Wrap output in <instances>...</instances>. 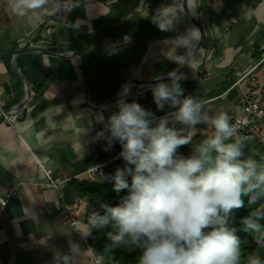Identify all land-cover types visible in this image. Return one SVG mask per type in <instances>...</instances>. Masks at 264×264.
Listing matches in <instances>:
<instances>
[{
	"label": "crops",
	"instance_id": "crops-1",
	"mask_svg": "<svg viewBox=\"0 0 264 264\" xmlns=\"http://www.w3.org/2000/svg\"><path fill=\"white\" fill-rule=\"evenodd\" d=\"M169 2L0 0V105L15 113L25 102L14 122L0 115V199L6 201L0 211V264H54L57 255H71L72 245L79 252L70 264H96L85 237L88 220L74 228L58 194L93 211L87 201L93 194L78 187L94 181L87 172L92 164L121 150L118 142L109 148L106 139L98 138L109 114L94 103L117 97L149 50L152 58L132 75L131 86L173 70L183 73L184 81L194 77L192 68L166 57L172 45L153 42L177 36L188 26L189 19L182 17L175 32L164 33L150 22L154 10ZM181 2L174 0L177 6ZM195 4L204 50L194 54L200 77L181 83L184 94L196 95L212 114L227 111L230 117L250 88L264 101V52H258L264 49V0ZM39 47L70 56L15 53ZM183 49L177 51L182 54ZM75 52L84 56L88 99L80 58L71 55ZM135 101L157 117L173 110H157L150 87ZM198 132L210 135L212 128L200 124ZM262 134L264 124L254 136ZM48 178L58 183V190L48 185Z\"/></svg>",
	"mask_w": 264,
	"mask_h": 264
},
{
	"label": "clouds",
	"instance_id": "clouds-1",
	"mask_svg": "<svg viewBox=\"0 0 264 264\" xmlns=\"http://www.w3.org/2000/svg\"><path fill=\"white\" fill-rule=\"evenodd\" d=\"M185 5L191 14L199 7L195 0L180 6L170 0L154 10L150 22L161 32H175ZM200 39L199 29L189 27L168 42L172 53L165 55L191 68L189 53ZM158 79L150 86L156 108L172 111L157 117L129 102L125 88L118 93L117 110L97 133L109 148L120 144L124 165L109 175L97 174L94 166V174L99 182H111L118 195L125 194L114 205L98 200L85 237L108 229L106 249L135 250L137 264H264L258 251L242 256L240 237L230 223L245 199L249 206L257 205L240 223L257 243H264V159L247 154L252 137L241 133L227 111L212 114L196 95H185L183 73L173 70L168 82ZM200 124L210 125L212 132L193 144ZM186 145H192L188 156L179 151ZM76 252L78 246H70L71 255H57L54 264H70Z\"/></svg>",
	"mask_w": 264,
	"mask_h": 264
},
{
	"label": "trees",
	"instance_id": "trees-1",
	"mask_svg": "<svg viewBox=\"0 0 264 264\" xmlns=\"http://www.w3.org/2000/svg\"><path fill=\"white\" fill-rule=\"evenodd\" d=\"M257 50V48H256ZM259 53H263V50L258 49ZM252 89V88H250ZM248 89V90H250ZM247 90V91H248ZM206 105V104H205ZM207 107V105H206ZM207 135L202 133H196L193 138V144H195L200 139L205 138ZM192 150V145L182 146L179 151L185 156H188ZM247 154L253 155L256 159H264V144L257 141L255 136L252 137L249 141L247 149ZM124 161L119 158L113 167L108 169L104 174L109 175L114 173L116 167H123ZM94 181L90 183L83 182L78 187V191L81 193L89 194H101V200L107 201L111 204H116L119 200L120 195H124V192H121L119 195L113 191L112 183L105 181L99 182L98 178H93ZM257 207V205L249 206L247 200L245 199V207L239 210H235L232 214L231 226L237 229V235L240 237L241 241V253L242 256L246 257L252 252H259L262 259H264V243H257L255 234L245 232L243 230V225L240 223L241 218L250 214L251 210ZM261 223H264L262 221ZM108 229L93 231L91 236L86 237V240L89 244L90 249L95 252L101 258V264H137L136 256L137 252L135 250H126L123 248L115 249L114 251H109L106 249L105 245L106 240V231Z\"/></svg>",
	"mask_w": 264,
	"mask_h": 264
},
{
	"label": "built area",
	"instance_id": "built-area-1",
	"mask_svg": "<svg viewBox=\"0 0 264 264\" xmlns=\"http://www.w3.org/2000/svg\"><path fill=\"white\" fill-rule=\"evenodd\" d=\"M49 32L50 28H46V33ZM237 108L236 113L231 116L232 123L240 129L241 133L253 137L257 129L264 124V101L260 99L257 89L252 88L242 93L238 100ZM1 109L2 106L0 105V110ZM19 114L20 110L10 116L5 114L0 115H3L9 123H12L18 118ZM120 152L121 150L113 156H107L98 160L89 167L87 172L94 178H97L99 172L105 173L108 169L113 167L115 162L120 158ZM94 166H98L97 174H94ZM48 185L58 190V183H55L50 178H48ZM58 198L68 215L69 223L74 228L79 229V225L88 220L85 213L82 211V203L79 201L67 203L60 194H58ZM5 203V199H0V211L4 208ZM95 262L96 264H101V258L98 255H96Z\"/></svg>",
	"mask_w": 264,
	"mask_h": 264
},
{
	"label": "water",
	"instance_id": "water-1",
	"mask_svg": "<svg viewBox=\"0 0 264 264\" xmlns=\"http://www.w3.org/2000/svg\"><path fill=\"white\" fill-rule=\"evenodd\" d=\"M183 3H184V1H183ZM185 13H188V12L185 10ZM187 15H188V19L189 18H193L194 19V27L199 29L200 34H201V39L196 44L195 49L192 50V54H191V52L189 53V63H190L191 68L194 70L195 75H194V77L188 79L187 81L182 80L181 81L182 84L192 83V82H195V81H197L199 79L200 70H199L198 65L195 62L194 54L197 52V50L200 47H201L202 50H204V34H203V31H202V28H201V24H200V20H199V17H198L197 9L195 11V14L188 13ZM174 37H156L155 39H153V42L171 40ZM23 52H40V53L49 54V55H53V56H57V57H68V56H70V55H66V54H57V53H54V52H52V51H50L48 49L40 48V47L39 48H24V49H19V50L15 51V53H23ZM160 52H162V51H160ZM184 54H186L185 51H184ZM71 55L72 56H77V57L80 58V61H81V64H82L83 78H84V83H85V93H86V97H87V95H88V86H87V83H86L84 56L80 52H75V53H72ZM151 58H150V50H149V52L144 56V58L142 59L141 63L137 66L135 71H133V73L130 75V78L127 81V85H126V88L128 89L127 100L129 102L135 101L138 93L140 91H142L144 88L150 87L151 85H153V84H155L157 82H160L158 78L151 79V80H142V79H140L133 86H131V81L130 80H131L132 75L136 71H139V73H140L141 70L145 67V65L148 63V61ZM159 78H163L164 82H168L167 81V76L159 77ZM26 88H27L26 89V93H27V97H28L30 95V89L27 86H26ZM87 99H88V97H87ZM117 99H118V96L115 97L114 99H110L109 101H102V102L94 103V106L98 107L100 110H102L106 114L111 115L113 112H115L117 110L116 107H115V102H116ZM24 104H25V102H24ZM24 104H21L18 107L17 110H20L21 108L23 109ZM0 114L13 115L14 113L11 112L8 109H1L0 110Z\"/></svg>",
	"mask_w": 264,
	"mask_h": 264
},
{
	"label": "rangeland",
	"instance_id": "rangeland-1",
	"mask_svg": "<svg viewBox=\"0 0 264 264\" xmlns=\"http://www.w3.org/2000/svg\"><path fill=\"white\" fill-rule=\"evenodd\" d=\"M183 1L182 0V4H183ZM198 0H195V2H197ZM181 4V5H182ZM188 13H185V15L183 16L184 18H187L188 19ZM183 33V32H182ZM184 51L185 49H183V52L182 54H184ZM255 138L257 139L258 142L260 143H263L264 144V134L260 135V136H255ZM101 194H97V193H94L92 196H90V198L87 199L88 202H91L93 203V207H98V200H101ZM94 210V209H93ZM82 211L85 213L86 217L89 218L90 214L92 211L88 210L86 208V204H84V206L82 207Z\"/></svg>",
	"mask_w": 264,
	"mask_h": 264
},
{
	"label": "bare ground",
	"instance_id": "bare-ground-1",
	"mask_svg": "<svg viewBox=\"0 0 264 264\" xmlns=\"http://www.w3.org/2000/svg\"><path fill=\"white\" fill-rule=\"evenodd\" d=\"M192 26H194V19H193V18H189L188 26L186 27V29L189 28V27H192ZM171 40H172V39H171ZM171 40H166V41H164V43H163V47H164V46H167V45H171V44H168V42L171 41Z\"/></svg>",
	"mask_w": 264,
	"mask_h": 264
}]
</instances>
